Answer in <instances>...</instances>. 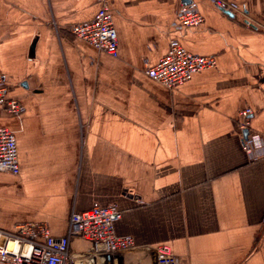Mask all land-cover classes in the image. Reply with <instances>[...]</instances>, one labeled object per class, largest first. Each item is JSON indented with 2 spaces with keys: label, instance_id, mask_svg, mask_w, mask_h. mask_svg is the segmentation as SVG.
Here are the masks:
<instances>
[{
  "label": "crops",
  "instance_id": "obj_1",
  "mask_svg": "<svg viewBox=\"0 0 264 264\" xmlns=\"http://www.w3.org/2000/svg\"><path fill=\"white\" fill-rule=\"evenodd\" d=\"M225 1L231 13L194 0L205 22L183 27L182 0H0V76L26 108L0 109L20 164L0 171L1 228L46 222L63 236L73 210L115 202L116 232L137 245L119 264H157L164 243L179 264H264V145L251 157L238 124L252 107L264 139V0ZM103 2L117 56L71 31ZM171 38L216 66L175 88L154 80Z\"/></svg>",
  "mask_w": 264,
  "mask_h": 264
},
{
  "label": "built area",
  "instance_id": "obj_2",
  "mask_svg": "<svg viewBox=\"0 0 264 264\" xmlns=\"http://www.w3.org/2000/svg\"><path fill=\"white\" fill-rule=\"evenodd\" d=\"M222 9H229L225 0H212ZM177 23L183 27H199L205 17L194 4L179 7ZM73 35L95 45L107 53L118 55V33L114 25L113 13L108 2L91 20L74 24ZM217 59L212 55H202L188 50L177 38H171L165 55L157 64L149 67L146 73L154 80L169 88H175L189 81L195 73L215 67ZM7 86L0 76V109L18 117L26 108L16 99L7 97ZM252 107H243L238 113V124L243 131L251 127ZM264 145V139L256 131L243 138V149L253 157L254 151ZM0 171L19 174V151L16 133L9 127H0ZM1 217V210H0ZM122 217L117 203L100 204L94 202L85 211L73 210L70 214L67 232L63 236L52 233L46 222L28 221L19 223L14 229L0 227V264H76L84 260L90 264H111L109 257L121 258L137 248L132 235L116 232V223ZM82 236L92 243L89 254L79 256L71 250V239ZM157 264H179V259L168 243L156 245Z\"/></svg>",
  "mask_w": 264,
  "mask_h": 264
},
{
  "label": "water",
  "instance_id": "obj_3",
  "mask_svg": "<svg viewBox=\"0 0 264 264\" xmlns=\"http://www.w3.org/2000/svg\"><path fill=\"white\" fill-rule=\"evenodd\" d=\"M182 2L184 4H193L194 3V0H182ZM226 13H231V11L229 9H223ZM26 84V83H24ZM251 132V128H246L243 130V136H244V139H247L248 135L250 134ZM76 264H79V263H76Z\"/></svg>",
  "mask_w": 264,
  "mask_h": 264
}]
</instances>
